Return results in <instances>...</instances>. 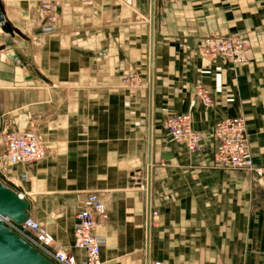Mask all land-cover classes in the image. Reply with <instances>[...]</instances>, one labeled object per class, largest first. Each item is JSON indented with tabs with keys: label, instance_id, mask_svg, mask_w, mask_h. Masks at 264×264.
<instances>
[{
	"label": "crops",
	"instance_id": "1",
	"mask_svg": "<svg viewBox=\"0 0 264 264\" xmlns=\"http://www.w3.org/2000/svg\"><path fill=\"white\" fill-rule=\"evenodd\" d=\"M58 1L56 30L42 34L35 0H0L22 33L0 32L1 125L6 116L13 129L35 128L47 148L45 159L10 172L45 180L46 190L21 195L37 214L65 215L64 227L46 228L79 261L76 216L99 191L109 212L96 227L101 264H147L151 0ZM210 35L244 39L249 61L204 54ZM134 69L141 83L126 88ZM199 83L211 104L198 97ZM179 113L204 135L196 153L165 127ZM237 116L264 164V0H155L151 261L264 264V179L214 158L216 123Z\"/></svg>",
	"mask_w": 264,
	"mask_h": 264
},
{
	"label": "built area",
	"instance_id": "2",
	"mask_svg": "<svg viewBox=\"0 0 264 264\" xmlns=\"http://www.w3.org/2000/svg\"><path fill=\"white\" fill-rule=\"evenodd\" d=\"M42 21V34H52L59 19L58 0H39ZM3 24V23H0ZM202 51L209 56L220 57L232 64H244L248 61L247 44L238 36H207ZM125 83H140L138 76L130 74ZM196 93L204 104H211L210 90L203 84L196 85ZM165 127L176 142L184 144L189 152L201 150L205 140L201 131L193 127L190 114L179 113L169 116ZM214 158L219 166L254 174L264 178V165L256 164L249 147L247 124L242 116L218 121L213 130ZM47 156V148L35 128L16 130L10 125L0 126V165L6 167L24 163L32 165ZM7 173V171H6ZM26 174L21 178L25 179ZM17 178V176L11 177ZM17 180V179H15ZM144 186V185H143ZM155 213V212H154ZM109 217L107 205L99 192L87 194L74 225V247L85 252L83 261H79L71 248L57 244L46 226L29 216L23 223H17L9 217L3 218L4 224L19 234L44 256L56 264H101V248L105 238L96 233V227ZM151 264H166L162 260H152Z\"/></svg>",
	"mask_w": 264,
	"mask_h": 264
},
{
	"label": "water",
	"instance_id": "3",
	"mask_svg": "<svg viewBox=\"0 0 264 264\" xmlns=\"http://www.w3.org/2000/svg\"><path fill=\"white\" fill-rule=\"evenodd\" d=\"M154 18L155 0H152L151 16V65H150V124H149V193H148V238H147V264L150 262V229H151V161H152V113H153V76H154ZM0 23L3 30L10 33H22L14 28L4 18V11L0 4ZM1 126V118H0ZM29 201L14 189L0 180V264H56L39 250L23 239L19 234L3 222L9 217L17 223H23L29 216Z\"/></svg>",
	"mask_w": 264,
	"mask_h": 264
},
{
	"label": "rangeland",
	"instance_id": "4",
	"mask_svg": "<svg viewBox=\"0 0 264 264\" xmlns=\"http://www.w3.org/2000/svg\"><path fill=\"white\" fill-rule=\"evenodd\" d=\"M35 1L37 3H39V0H35ZM1 28H3V25L0 26V32H1ZM26 33L28 34V31ZM21 37L18 36V38H21ZM33 37L34 36H31V38H33ZM42 37H44V36L43 35L37 36V39H35L34 41L35 42H39L40 41L39 39H41ZM27 38H28V36H27ZM246 44H247V51H248L249 45H248L247 42H246ZM247 57H248V55H247ZM248 61H249V58H248ZM246 63H244V64H246ZM234 65H239V64H234ZM131 73L134 74L135 76H138L139 79H140V83H141V75H140V73L136 69H134L133 71L129 72L125 76V78L128 77ZM125 78L123 79V82L122 83H123V86L126 87V88H135L136 86H138L140 84V83L139 84L136 83L133 86L128 85V84L125 83ZM8 119L9 118H7L5 116L3 118V124L13 126L12 122H9ZM247 138H248V130H247ZM248 143H249V138H248ZM249 147H250V144H249ZM250 150H251L252 155H253V158H254V154H253V151H252L251 147H250ZM254 162H255V159H254ZM255 163L256 164H259L257 162H255ZM262 165H264V164H262ZM12 168L13 167L11 165L10 166L8 165L6 167V171H7V173H6L4 167L0 165V180L5 185H7L10 188L14 189L17 193H19V194H26L27 197H30L31 192L35 191L36 188L38 190H46V188H45V186H46L45 185V180H43V181L42 180H39L40 183L36 184L35 180L33 181L31 179L32 177H31L30 174H29V177L28 178H25V179H22L19 176H17V178H11V177H14V175L12 174V171H13ZM10 170H12V171L10 172ZM15 179H17V180H15ZM92 190H96V189H93L92 188ZM97 192H99V191H97ZM29 214H31V217H33L34 219H36L38 222H40L41 224H43L47 228H49L51 226H56L58 229H61L62 227L65 226L66 217H65L64 214L63 215H60L59 214V216L57 218H54L52 216L50 217L49 216L50 215V212H47L46 209L39 210V214L35 213V211H33V210H29ZM107 220L105 222L101 223V224H106ZM56 243L57 244H60V245H62L64 247H66V248H69V247H67V246H65V245H63L61 243H58V242H56Z\"/></svg>",
	"mask_w": 264,
	"mask_h": 264
},
{
	"label": "bare ground",
	"instance_id": "5",
	"mask_svg": "<svg viewBox=\"0 0 264 264\" xmlns=\"http://www.w3.org/2000/svg\"><path fill=\"white\" fill-rule=\"evenodd\" d=\"M151 16H152V0H151ZM151 24H152V22H151ZM150 65H151V52H150ZM149 80H150V77H149ZM152 153H153V150H152ZM148 193H149V181H148ZM148 198H149V196H148ZM151 215H152V213H151ZM149 264H151V257H150Z\"/></svg>",
	"mask_w": 264,
	"mask_h": 264
}]
</instances>
